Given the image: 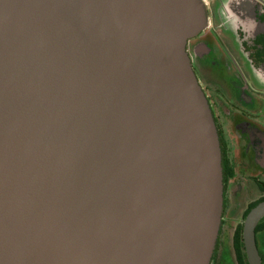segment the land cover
Listing matches in <instances>:
<instances>
[{"label":"water","instance_id":"obj_1","mask_svg":"<svg viewBox=\"0 0 264 264\" xmlns=\"http://www.w3.org/2000/svg\"><path fill=\"white\" fill-rule=\"evenodd\" d=\"M210 23L207 0H0V264H212L223 156L188 51Z\"/></svg>","mask_w":264,"mask_h":264},{"label":"flooded vegetation","instance_id":"obj_2","mask_svg":"<svg viewBox=\"0 0 264 264\" xmlns=\"http://www.w3.org/2000/svg\"><path fill=\"white\" fill-rule=\"evenodd\" d=\"M216 2L207 0L210 26L207 32L189 41L188 51L212 109L221 143L224 173L221 232L226 243L229 233L239 224L235 216L240 210L243 216L264 199V87L244 73L240 58L235 56L234 44L224 35L228 29L218 15ZM229 3L232 9L227 12H232V19L243 20L248 28L246 35L241 27L237 32L248 60L246 66L264 71V0H229ZM247 188L252 199L245 204L243 196ZM257 246L264 264V231Z\"/></svg>","mask_w":264,"mask_h":264},{"label":"rangeland","instance_id":"obj_3","mask_svg":"<svg viewBox=\"0 0 264 264\" xmlns=\"http://www.w3.org/2000/svg\"><path fill=\"white\" fill-rule=\"evenodd\" d=\"M216 5H217L216 7L219 8L218 15H219V17H222V20H221L222 23H224L228 29V33H224V35L227 36L229 38V40L234 44L235 50H236L235 56L237 58H240V60H241L240 65H242V69L244 70V73L246 75H248V77L253 82H256L258 85H262L264 87V71H262V69H261V72H260V70L253 69L250 66L249 67L246 66V65H248L246 63L248 60H247L246 56L244 55L243 49L241 47V42L239 40H237L239 38L238 33H237L240 30L239 27L242 28V34L246 35L245 33H246L248 28H246L244 21L241 19L234 21V19H232V17H231L232 12H227V10L230 11V9H227L229 6V2H227V0H217ZM221 9H223V10H221ZM250 192L251 191L248 188L245 190V194L243 196V198H244L243 203L246 204V203H248L249 200L252 199ZM242 212H243V210H240L239 215L235 216L236 221L238 223H240L243 219V216L241 215ZM236 221H232L231 223H234V225H235ZM228 226H229V224L226 227H228Z\"/></svg>","mask_w":264,"mask_h":264},{"label":"trees","instance_id":"obj_4","mask_svg":"<svg viewBox=\"0 0 264 264\" xmlns=\"http://www.w3.org/2000/svg\"><path fill=\"white\" fill-rule=\"evenodd\" d=\"M264 200V199H263ZM262 200V201H263ZM257 204L247 209L243 215L242 221L233 228L229 238L225 243L224 234L220 231L217 249L213 258L212 264H248L246 250L243 240V222L252 208ZM264 231V218L260 221L256 228V240L259 243V236Z\"/></svg>","mask_w":264,"mask_h":264},{"label":"crops","instance_id":"obj_5","mask_svg":"<svg viewBox=\"0 0 264 264\" xmlns=\"http://www.w3.org/2000/svg\"><path fill=\"white\" fill-rule=\"evenodd\" d=\"M229 0H227V2H228ZM239 6V5H238ZM231 8V6H230V3H229V6H228V8L227 9H230ZM241 8V7H240ZM232 9V8H231ZM221 10H223V9H221Z\"/></svg>","mask_w":264,"mask_h":264}]
</instances>
